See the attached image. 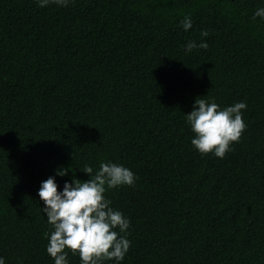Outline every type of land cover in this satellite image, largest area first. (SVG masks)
I'll return each mask as SVG.
<instances>
[{"label":"trees","instance_id":"trees-1","mask_svg":"<svg viewBox=\"0 0 264 264\" xmlns=\"http://www.w3.org/2000/svg\"><path fill=\"white\" fill-rule=\"evenodd\" d=\"M264 0H0V256L54 264L40 183L101 161L130 168L105 193L130 220L121 264H264ZM190 16L193 27L180 26ZM202 30L209 35L201 37ZM207 49L185 54L188 41ZM245 102L224 158L201 155L196 99ZM70 264H80L69 252ZM106 264H113L112 261Z\"/></svg>","mask_w":264,"mask_h":264},{"label":"clouds","instance_id":"clouds-1","mask_svg":"<svg viewBox=\"0 0 264 264\" xmlns=\"http://www.w3.org/2000/svg\"><path fill=\"white\" fill-rule=\"evenodd\" d=\"M38 7L50 4L67 7L71 0H36ZM264 19V7L257 8L253 19ZM180 26L187 32L193 27L190 16H184ZM201 37L209 33L202 30ZM207 49L206 41L197 44L188 41L185 54L193 49ZM247 104L243 101L221 108L215 101L196 99L192 110L185 114V120L193 136L191 145L201 155L211 153L215 157L224 158L230 146L239 139L247 125L243 120V110ZM69 169L60 168L54 176L41 181L37 191L39 200L43 202L42 214L46 217L51 231L46 233L47 254L54 264H70L69 252L79 256L80 264H121L129 251L131 241L126 233L130 220L121 211L115 210L111 200L105 193L111 189L134 185L138 178L135 173L123 164L112 161H101L94 171L90 165H84L83 171L88 174L87 180L73 175L65 180L58 191L56 176L64 177ZM0 264L5 258L0 256Z\"/></svg>","mask_w":264,"mask_h":264}]
</instances>
